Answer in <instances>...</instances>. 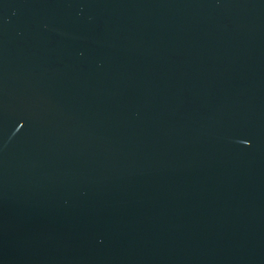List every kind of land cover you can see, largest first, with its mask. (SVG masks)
<instances>
[{
	"label": "water",
	"instance_id": "95a60500",
	"mask_svg": "<svg viewBox=\"0 0 264 264\" xmlns=\"http://www.w3.org/2000/svg\"><path fill=\"white\" fill-rule=\"evenodd\" d=\"M0 264H264V0H0Z\"/></svg>",
	"mask_w": 264,
	"mask_h": 264
}]
</instances>
